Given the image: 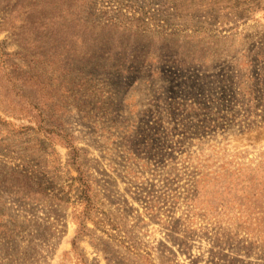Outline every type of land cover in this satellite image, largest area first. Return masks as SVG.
<instances>
[{"label": "rangeland", "instance_id": "obj_1", "mask_svg": "<svg viewBox=\"0 0 264 264\" xmlns=\"http://www.w3.org/2000/svg\"><path fill=\"white\" fill-rule=\"evenodd\" d=\"M0 264H264V0H0Z\"/></svg>", "mask_w": 264, "mask_h": 264}]
</instances>
